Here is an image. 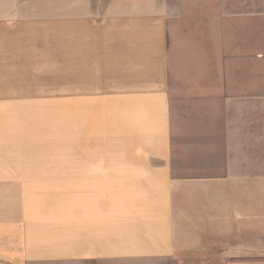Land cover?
<instances>
[{"label":"crops","instance_id":"obj_1","mask_svg":"<svg viewBox=\"0 0 264 264\" xmlns=\"http://www.w3.org/2000/svg\"><path fill=\"white\" fill-rule=\"evenodd\" d=\"M233 1L188 58L157 0L75 16L69 154L0 159V264H264V0Z\"/></svg>","mask_w":264,"mask_h":264},{"label":"rangeland","instance_id":"obj_2","mask_svg":"<svg viewBox=\"0 0 264 264\" xmlns=\"http://www.w3.org/2000/svg\"><path fill=\"white\" fill-rule=\"evenodd\" d=\"M158 1L170 19L173 56L188 58L195 46L193 32L203 29V10L213 11L218 0ZM110 2L0 0V159L69 154L63 99V37L66 41L75 28V16L97 19ZM259 29L260 47H264L263 20ZM235 32L236 25L229 24L230 48L238 44ZM253 43L257 41L245 40L241 47ZM182 63L189 67L188 59Z\"/></svg>","mask_w":264,"mask_h":264}]
</instances>
